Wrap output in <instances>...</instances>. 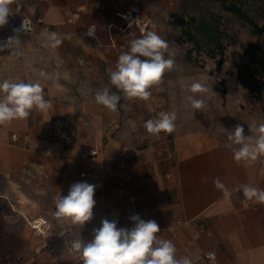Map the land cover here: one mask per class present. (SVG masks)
I'll return each mask as SVG.
<instances>
[{"label":"crops","instance_id":"0c3cea01","mask_svg":"<svg viewBox=\"0 0 264 264\" xmlns=\"http://www.w3.org/2000/svg\"><path fill=\"white\" fill-rule=\"evenodd\" d=\"M16 1L0 40L15 35L19 41L0 52V61L7 79L39 81L52 106L0 125V264H82L75 241L91 240L103 219L131 228L137 214L158 223L177 259L210 264L205 254L214 251L211 264H264V203L235 191L242 184L264 190V155L237 162L228 138L186 125L182 96L189 81L166 72L147 100L125 99L110 85L108 69L144 34L115 13L137 8L150 17L147 31L160 36L161 14L176 0H18L20 11ZM75 13L77 20L68 22ZM23 15L40 21L34 31L14 34ZM89 25L95 38L85 35ZM52 32L70 38L53 48ZM105 86L121 95L116 112L95 101ZM173 111L172 133L146 131L147 120ZM55 119L71 132L70 141L52 136ZM91 148L98 154L83 157ZM216 178L232 191L230 198L215 187ZM81 181L96 185L93 219L83 226L58 220L56 197ZM37 216L49 222L42 233L28 224Z\"/></svg>","mask_w":264,"mask_h":264},{"label":"clouds","instance_id":"9594fccd","mask_svg":"<svg viewBox=\"0 0 264 264\" xmlns=\"http://www.w3.org/2000/svg\"><path fill=\"white\" fill-rule=\"evenodd\" d=\"M12 2L13 0H0V27L9 22ZM95 33V26L91 25L85 35L95 38ZM65 38L70 37H59L52 32L49 37L51 46L57 47ZM17 41L19 40L15 35L0 40V52L15 47ZM168 50V42L155 31H147L140 38L132 39L128 51L119 55L115 69H108L110 85L122 92L125 99L147 100L151 96L149 89L159 84L166 72L178 67L173 54ZM165 53H168V58H165ZM185 87L193 94L187 96L191 108H205V99L196 98L195 94L203 96L208 93V86L195 81ZM120 100L121 95L111 91L108 86L95 94L96 103L112 112L118 111ZM51 106V102L45 99L44 89L39 81L25 83L19 79H5L0 82V125L27 119L33 109L46 112ZM176 118L174 111L160 112L157 119L147 120L144 127L152 135H159L161 132L170 134L175 130ZM225 130L229 131L228 140L232 143L228 147L232 149L235 161H255L264 155V123H252L250 131L255 135H245L244 126L239 123L231 130ZM233 144L238 147H232ZM213 183L217 189L222 190L226 199L231 197L232 191L219 178ZM95 189L96 185L87 181L70 185L66 196L59 194L55 199V217L81 226L91 221L96 204ZM235 191H242L247 200L264 203L262 189L242 184ZM130 219L133 222L131 228L117 227L115 220L103 219L101 226L93 229L91 240L75 241L73 247L80 254L82 264H193L189 257L176 258L174 244L158 235L160 228L155 220L141 219L138 214ZM207 255L209 259L215 258L214 252Z\"/></svg>","mask_w":264,"mask_h":264},{"label":"rangeland","instance_id":"374dc122","mask_svg":"<svg viewBox=\"0 0 264 264\" xmlns=\"http://www.w3.org/2000/svg\"><path fill=\"white\" fill-rule=\"evenodd\" d=\"M231 3L264 26V0H176L161 14L160 33L178 66L167 72L170 77L190 84L199 81L209 88L203 96L195 94L205 99L201 110L191 108L187 96L193 94L185 89L184 123L225 138L229 135L225 129L238 123L245 135H255L250 131L253 122L264 123V33H254L246 21L228 10ZM179 16L184 24L179 23ZM200 21L205 22L204 29H199ZM184 30H190L195 40ZM6 77L7 65L0 61V82Z\"/></svg>","mask_w":264,"mask_h":264},{"label":"built area","instance_id":"2783aa9c","mask_svg":"<svg viewBox=\"0 0 264 264\" xmlns=\"http://www.w3.org/2000/svg\"><path fill=\"white\" fill-rule=\"evenodd\" d=\"M16 7H17V10L20 11L21 4H20V2H18V0L16 1ZM115 15H116V17L121 19L122 22L126 26H133L141 33H145L151 24V20H150L149 15L141 13L137 8H128L126 10L116 12ZM77 18H78V14L75 13L70 18H68V22L74 23L77 20ZM39 21H40L39 19H33V18H30L26 15H23L20 18H17V20H15L12 32L14 34H23V33L32 32L35 30ZM89 26H91V25H89ZM88 27L86 28V31H87ZM16 29H18L19 31L18 32L14 31ZM51 133H52V136L56 139L64 140L67 142L72 139L71 132L64 127V125L62 124V122L59 119H55L52 121ZM97 154H98V149L97 148H91V149L84 150V152L82 153V156L83 157H94ZM122 163H124V162H122ZM84 175H85V173L81 174V176H84ZM28 224L34 230V232H38V233H42L47 228H49V222L43 216H37V217H33V218L29 219ZM209 252H214V251H209ZM209 252H207L205 254V258L211 264L214 262V260L216 258V254H215L214 259H209L208 255H207ZM4 264H9V261L6 260Z\"/></svg>","mask_w":264,"mask_h":264},{"label":"trees","instance_id":"16d2710c","mask_svg":"<svg viewBox=\"0 0 264 264\" xmlns=\"http://www.w3.org/2000/svg\"><path fill=\"white\" fill-rule=\"evenodd\" d=\"M227 9L234 12L235 14L239 15L244 21H246L250 26H251V29L254 33H257V34H262L264 33V26H259L257 25L250 17L249 15L244 11L242 10V8L235 4V3H231L227 6ZM191 19L193 21H196V18L195 17H191ZM184 18L183 16H179V23L181 24H184ZM204 24L205 22L204 21H200L199 24V29H204ZM184 33L189 37L191 38L193 41L195 40V37L193 36L192 32L190 30H184Z\"/></svg>","mask_w":264,"mask_h":264}]
</instances>
